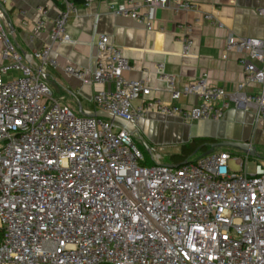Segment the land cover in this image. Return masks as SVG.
<instances>
[{
  "label": "built area",
  "instance_id": "1",
  "mask_svg": "<svg viewBox=\"0 0 264 264\" xmlns=\"http://www.w3.org/2000/svg\"><path fill=\"white\" fill-rule=\"evenodd\" d=\"M56 1L63 7L48 42L26 55L0 14V264H264V159L249 172V153L211 148L171 167L151 147L153 163L145 165L133 141L137 129L129 132L89 110L75 114L44 80L47 67H58L52 46L71 42L67 23L77 13L73 0ZM113 1L110 12L131 17L146 30L158 7H194L193 0ZM38 12L34 27L41 31L46 10ZM256 12L264 16V8ZM20 13L26 26L25 10ZM200 21L223 27L212 13L193 23ZM189 32L187 25L184 54L194 44ZM95 46L90 73L72 65L63 70L100 85L91 101L113 117L134 126L150 111L189 124L217 121L234 102L253 107L264 120V39L226 35L224 50L235 53L242 67L243 82L233 91L209 83L205 74L179 83L157 63L170 101L152 97L143 77H124L132 65L106 34L98 35ZM11 70L20 74L8 77ZM246 83L259 85V91L244 92ZM190 95L198 98L193 105L177 103Z\"/></svg>",
  "mask_w": 264,
  "mask_h": 264
},
{
  "label": "crops",
  "instance_id": "2",
  "mask_svg": "<svg viewBox=\"0 0 264 264\" xmlns=\"http://www.w3.org/2000/svg\"><path fill=\"white\" fill-rule=\"evenodd\" d=\"M112 1L95 0L88 7L75 2L77 13L71 15L67 23L71 42H57L52 46L51 56L58 67H49V74L45 73L44 76L47 79L50 77L56 85V97H63L62 102L74 107L78 114L85 110H98L91 98L101 86L85 84L66 73L63 67L78 66L90 73L95 65V43L99 34H106L112 43L124 50L132 65L124 71V77H143L151 89V96L165 101H170V95L166 82L159 78L157 63H162L166 72L176 75L179 83L205 74L209 83L233 91L237 83L243 82V75L238 56L224 50L226 35L232 32L238 36L264 39V16L256 12V9L264 8V0H193L194 7L186 11L174 10L171 6L158 7L150 30L131 17L110 12L108 5ZM38 7L46 10V22L41 31H36L34 27L40 15ZM62 7L56 0H0L2 21L23 55L48 42L54 19ZM21 10H25L23 18L27 21L26 26L21 25ZM203 13L217 16L223 27L206 21L193 23L195 17ZM187 25H190L189 33L194 44L184 54L183 38ZM31 33L35 35L33 40L28 38ZM140 68H144L146 73H142ZM105 87L110 88L111 85ZM259 89V85L254 83H246L242 88L247 93H257ZM197 101L196 96L190 95L180 98L177 103L190 106ZM138 102L135 101V104ZM136 128L147 145L148 142L178 145L180 150L181 144L193 138H212L215 142L210 143L205 151L221 146L214 144L223 140L248 141L256 151L258 148L264 149V120L256 118L253 107L236 105L234 102H230L217 121L197 120L189 124L176 117L150 111L137 120Z\"/></svg>",
  "mask_w": 264,
  "mask_h": 264
},
{
  "label": "rangeland",
  "instance_id": "3",
  "mask_svg": "<svg viewBox=\"0 0 264 264\" xmlns=\"http://www.w3.org/2000/svg\"><path fill=\"white\" fill-rule=\"evenodd\" d=\"M49 67H47L45 69V72L47 74H49ZM20 74L19 71H14V70H11L9 71L8 73V77L10 76H13V77H16ZM5 78V77H4ZM45 82L48 84L52 94L54 96L57 95V93L55 92L56 90V85L52 82V79L50 77L47 78H44ZM73 112L75 114H78L77 110L74 108V107H70ZM133 141L135 143V145L142 151L143 155H144V159L145 161L143 162L145 165H150L153 163L152 159H151V155H150V152L148 150L149 147H153L154 150L160 155V162L162 164H166V165H170V164H175V161H174V158L171 157V155L173 154H177L179 152V146L176 145V146H172V145H155L151 142H148V145L145 144L141 138V136L136 133L134 136H133ZM222 149H227L230 153H232L233 155H237V156H243V151L242 150H239L235 147H228V146H217V147H214V150H222ZM257 154L258 156H250L248 161H247V168H248V171L249 172H252L254 170V166H255V162L256 160H260V159H264V149H261V148H258L257 149ZM200 153H196V154H193L189 160L191 159H194L196 158L197 156H199ZM230 166L231 168H233L234 170H238V166L234 163V161H230Z\"/></svg>",
  "mask_w": 264,
  "mask_h": 264
},
{
  "label": "water",
  "instance_id": "4",
  "mask_svg": "<svg viewBox=\"0 0 264 264\" xmlns=\"http://www.w3.org/2000/svg\"><path fill=\"white\" fill-rule=\"evenodd\" d=\"M92 115L98 116V117L109 118V119H115L123 127H125L129 132L136 131V129H137L136 126L132 125L131 123H129L127 121H125L124 119H121L119 117H113L109 113H106V112H103V111H100V110H97L96 112H93ZM214 145L231 146V147H235L237 149H240V150L244 151L245 153H249V155L252 156V157L258 156L257 151L255 149V146L252 145L248 141L223 140V141H220L218 143H215ZM207 152H208V150L205 151V152H203V153H201V155H205ZM187 161L188 160H184L181 163H178V164H170L169 166H171V167H178V166H180L182 164H185Z\"/></svg>",
  "mask_w": 264,
  "mask_h": 264
},
{
  "label": "trees",
  "instance_id": "5",
  "mask_svg": "<svg viewBox=\"0 0 264 264\" xmlns=\"http://www.w3.org/2000/svg\"><path fill=\"white\" fill-rule=\"evenodd\" d=\"M80 3L82 0H73ZM215 142L212 138H193L190 141L180 145V150L177 154L171 155L174 158L175 164L181 163L184 160H189L193 154L205 151L208 145Z\"/></svg>",
  "mask_w": 264,
  "mask_h": 264
}]
</instances>
